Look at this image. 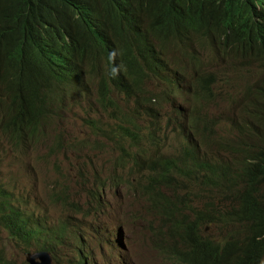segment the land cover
<instances>
[{
    "label": "trees",
    "instance_id": "trees-1",
    "mask_svg": "<svg viewBox=\"0 0 264 264\" xmlns=\"http://www.w3.org/2000/svg\"><path fill=\"white\" fill-rule=\"evenodd\" d=\"M196 49L230 63L263 65L264 0H0L1 134L11 150L23 143L33 148L42 136H48L44 130L65 104L69 88L93 76L102 78L103 94L109 92L110 80L115 81L124 99L134 101L135 113L144 116L139 113L142 103L152 102L149 83L168 87L178 82L185 73V60ZM103 57L115 62L119 77L102 69ZM210 85L203 82L200 90L212 94ZM259 91L264 100V88ZM251 95L250 91L246 94ZM121 120L133 122L134 117L122 115ZM132 137L131 146L140 150L135 146L140 138ZM254 150L258 151L231 165L195 162L188 169L181 162L171 167L155 157L143 161L146 168H130L150 172L146 186L138 184L160 220L154 248L177 264H258L264 260V246H253L256 235L242 246L233 242L234 250L229 242L223 246L206 237L201 224L226 223L229 216L216 213L210 203L200 209L189 192L178 200L177 189L186 186L173 177L181 173L201 184V191L209 194L206 200L213 192H221L222 197L236 195L243 207L264 218L258 194L264 181V150ZM125 157L113 161L111 180L126 168ZM161 188L173 189L176 199L160 193ZM5 193L0 221L20 237L28 230H38L49 244L62 237V226L55 231L39 225L40 219L32 222L15 208L20 199L13 201L12 193ZM217 217L220 220L214 221ZM75 264L89 263L81 256Z\"/></svg>",
    "mask_w": 264,
    "mask_h": 264
},
{
    "label": "clouds",
    "instance_id": "clouds-1",
    "mask_svg": "<svg viewBox=\"0 0 264 264\" xmlns=\"http://www.w3.org/2000/svg\"><path fill=\"white\" fill-rule=\"evenodd\" d=\"M193 53V57L191 56L185 60L183 66L185 73L183 78H180L178 82L168 87L161 86L158 82L149 83L150 92L148 97L152 98V102L148 101L147 103H142V110L139 111V113L147 116V134L142 135V132L139 130L137 133L131 130V127H136V120L143 118V116L135 113L136 107L134 101L127 102L124 99L125 97L117 91V86L114 84L115 81L112 80H110L109 92L103 94L101 89L102 78L93 76L88 78L86 83L69 88V97L66 99L65 104L60 106L59 114L53 119L52 125L48 126L46 129L50 131L48 136L56 135V147H62V142L64 140L63 136L67 132L66 127H64L67 120L65 115L70 113L72 109L80 107L85 102H88V107L84 115L86 126H92L95 130H99L97 125L102 119L121 121L120 126L115 131L102 132V128H100V131L94 136L93 143L96 145V149H98L95 151L106 153L110 151L109 149L113 146L119 144L127 145V147L122 146V148L125 147L126 151L120 150V152L121 154L123 152L126 153V155L123 156H126L125 169L129 175L134 174V171H130V168H146V165H142L143 161L146 160L150 162L155 157L162 158L161 161L165 164L169 162L167 163L168 166L181 162L189 169L190 164L195 162H200V166L208 163L212 165V167L217 161H222L230 165L235 164L239 159L247 158V155L250 154L249 152L258 151L254 150L256 148L264 150V100L260 96L261 91H259L264 88V63L261 66L256 63H230L202 49L193 50ZM102 61V69H104V71L110 70L113 77H119L120 69L118 66H115L113 60L108 62L107 59L103 57ZM225 65L230 66V71L235 76H239L240 72L242 73L243 70H248L253 66L256 67V71L259 72L261 80L254 81L255 87L254 90L250 92L252 94L251 98L245 95L242 101L245 119L231 121L228 117L229 115H233L234 111L239 109L241 104L238 106L227 105L226 113H218L217 115L213 114L209 109L210 105H215L216 100L220 99L214 86L217 84V78L224 73ZM228 76L227 74L223 76L225 80H227L222 83L224 88L232 82L228 80ZM246 77L249 80L254 79L253 75ZM212 80L215 81V84H213ZM203 82H211L210 87L212 89V94L200 90L203 87ZM255 96L257 99H255ZM93 114L98 116V119H94L92 116ZM122 115H133V122L122 121ZM224 123L229 124V129L230 132H233L234 139L229 141V144H226V147L230 148L226 153L227 156H217L214 159H208V146L219 145L213 136L220 134L221 127ZM57 124L61 126L59 134H55L54 130ZM133 135H137L138 137L136 138H140L139 145H135L140 150L131 146L133 145L132 139L135 138L132 137ZM242 135L247 136L252 142L246 143ZM1 136L3 135L1 134ZM1 136L0 145L4 147ZM48 136L46 138L42 136L41 138L48 141ZM3 137L6 139L7 144H9L7 138L5 136ZM24 145L25 143L22 144V146ZM22 146L15 150H26ZM103 148H106V150H101ZM132 148L136 149L135 153H132ZM150 150H152V155L149 153ZM159 150L166 153L160 154ZM51 151L54 152L55 150ZM65 151L76 153L80 158L83 153L89 152V150ZM136 159H139V165H135ZM114 160L115 159L112 160V163ZM202 162L204 164H202ZM128 164L131 165L130 168H128ZM144 171L147 170L145 169ZM147 173L150 174L149 171H147ZM173 177L180 183L184 182L183 184H185L188 189L187 192H189L193 200L202 207L200 209H204L205 203H210L214 207L216 213L219 212L229 216V220H227L226 223H221L224 227L230 223L242 227V224H244L246 233L244 235L245 239L241 245L229 236L221 234V232L215 235L214 241L220 242L223 246L228 242L232 245L233 242H235L238 246H242L256 235L253 246H264V233H254L256 229L264 230V218H260V215L255 213L252 209L243 207L238 196L230 195L222 197L218 194L221 192H213L211 197L206 200L209 194L204 193L205 191L198 192V190L203 189L201 184L190 181L191 179L189 177L181 173H173ZM118 178L119 177H114L111 180L109 176L111 181H116ZM193 178L194 176L192 180H194ZM187 181L190 183L188 186L186 183ZM96 188H100L98 183H96L95 188L85 191L88 198L86 202L70 201L68 194L64 193L63 196H60L59 193H57L55 197L64 207L58 225H52L50 220L44 219L41 216L37 218L30 217L25 208L18 207L20 205L15 207L19 208L26 216L31 218L32 222L39 223L40 219L39 225H44L45 228L58 231L62 226V229H65L62 237L50 244L47 242V236L42 234L38 235V230H28L27 232L29 234L24 233V235L20 237V233H16L6 222L0 221V228L8 233L10 240L14 242H24L27 246L33 244L37 245L35 252L27 253L25 264H75L81 256H84L89 264H114V261H117V256L120 254L119 248L123 246L122 239L119 240V236L123 234V228L120 223H106L102 218L105 190L102 188L101 191H97ZM167 190V188H161L160 193L163 192L168 197L176 199L174 193L169 195ZM15 191H17V189L5 187L4 181L0 179V202L5 201V197L7 196L5 192L12 193L11 198L13 201L24 193L16 194ZM259 192L261 206L264 207V181ZM200 194H204V197L200 198ZM145 200L150 205L149 209H151L154 205L151 200L148 201V196L145 197ZM229 207H231L230 210H227L226 208ZM151 210L153 211V209ZM2 214L3 213L0 211V217ZM157 215L158 214H156V216ZM89 218L91 219L92 226L85 231L84 219ZM219 220V217H217L214 221ZM105 224L106 226H104ZM208 224H201V228L203 225ZM111 226H115L116 228L112 230ZM65 244H69V257L61 261L59 256L63 251L58 253L56 248L58 246H64ZM155 250L158 251L157 249ZM99 252L102 253L101 259L98 258ZM4 254L5 251L0 250V258L3 262L0 264H16L15 261L8 257H4ZM258 264H264V260H261Z\"/></svg>",
    "mask_w": 264,
    "mask_h": 264
},
{
    "label": "rangeland",
    "instance_id": "rangeland-1",
    "mask_svg": "<svg viewBox=\"0 0 264 264\" xmlns=\"http://www.w3.org/2000/svg\"><path fill=\"white\" fill-rule=\"evenodd\" d=\"M230 70V66L225 65L224 73L217 78L214 89L220 99L216 100L215 105H210L209 109L217 115L218 113H226L227 105L238 106L241 104L239 109H236L234 114L228 117L231 121L245 119L242 101L249 91L254 90V81L261 80V78L254 66L248 70H243L239 76H235ZM225 74L229 75L228 80L232 81L226 88L222 86V83L227 81L223 77ZM250 75H253V80L246 77ZM151 90L153 91L152 88ZM87 107L88 102H85L82 106L72 109L70 113L65 115L67 120L64 127H66L67 132L63 136L64 140L60 148L56 147V135H52L48 136V141L40 138L33 148L31 145H24L22 147L26 150H11L8 148L10 143L7 144L6 139L1 136L3 130L0 127V136L4 144L0 150V179L4 181L5 187L17 189L16 194L24 192L18 198L20 199L18 203L20 207L25 208L30 217L41 216L50 220L52 225H58L64 211L63 205L55 197L57 193L60 196H63L64 193L68 194L70 201L86 202L88 198L85 191L95 188L96 183H98L100 188H96V190L101 191L102 188L105 190L102 218L106 223H120L123 228V234L119 236V240L122 239L123 241V246H120V254L114 264H174L156 251L152 244L153 240L157 238L155 234L160 225V220L149 209L150 205L145 197L143 198L140 194L138 184L146 186L147 171L142 173L134 171V174L128 179L126 169L119 170V178L116 181H111L109 173L114 172L111 170L112 160L121 157V155H126L125 152L121 154L120 150H122V146L127 147V145L113 146L107 153L95 151L98 149H96L93 140L100 128H102V132L115 131L120 126L121 121L102 119L97 125L99 130H95L92 126L85 124L84 115ZM92 116L94 119H98L95 114ZM135 125L136 127H131L132 131L137 133L139 130L142 135L147 134V116L137 119ZM60 129L61 126L57 124L54 128L55 134H59ZM44 133L48 134L50 131L44 130ZM243 137L246 143L252 142L247 136ZM213 138L219 145L208 146L207 158L226 157V153L230 149L226 147V144L234 140L229 124L224 123L220 134L214 135ZM65 150H89V152L83 153L80 158L78 154ZM101 150H106V148ZM159 151L160 154L166 153ZM135 152L136 149L132 148V153ZM149 153L152 155V150ZM130 167L131 165L128 164V168ZM186 183L187 186L190 184L188 181ZM187 190L186 187L177 189L178 200L184 197ZM167 193L171 195L173 189H168ZM230 208L226 209L230 210ZM84 224L86 231L92 226L91 219H84ZM242 225L243 227L230 223L224 227L221 223H213L203 225L202 231L206 237L212 239H215V235L221 232V234L229 236L241 245L246 233L244 224ZM114 228L116 227L111 226L112 230ZM9 237L8 233L0 228V250L5 251L4 257L15 261L16 264H25L27 253L35 252L37 245L27 246L24 242H14ZM68 246L69 244H65L56 248L58 253L63 251L59 256L61 261L69 257ZM98 258H102L101 252L98 253Z\"/></svg>",
    "mask_w": 264,
    "mask_h": 264
},
{
    "label": "bare ground",
    "instance_id": "bare-ground-1",
    "mask_svg": "<svg viewBox=\"0 0 264 264\" xmlns=\"http://www.w3.org/2000/svg\"><path fill=\"white\" fill-rule=\"evenodd\" d=\"M91 19V18H90ZM95 24V23H94ZM137 24V23H136ZM95 26V25H94ZM138 26V25H137ZM97 28V27H96ZM159 64V63H158ZM159 68H161V67H159ZM172 80H174L173 78H172ZM174 83H176V81L174 82ZM124 210V209H123ZM94 234V233H93Z\"/></svg>",
    "mask_w": 264,
    "mask_h": 264
},
{
    "label": "water",
    "instance_id": "water-1",
    "mask_svg": "<svg viewBox=\"0 0 264 264\" xmlns=\"http://www.w3.org/2000/svg\"><path fill=\"white\" fill-rule=\"evenodd\" d=\"M36 264H38V263H36ZM42 264V263H41Z\"/></svg>",
    "mask_w": 264,
    "mask_h": 264
}]
</instances>
